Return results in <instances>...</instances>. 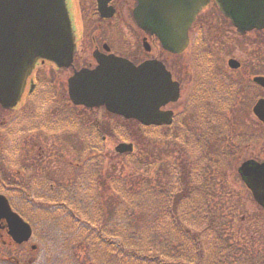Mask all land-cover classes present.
<instances>
[{
    "label": "rangeland",
    "instance_id": "374dc122",
    "mask_svg": "<svg viewBox=\"0 0 264 264\" xmlns=\"http://www.w3.org/2000/svg\"><path fill=\"white\" fill-rule=\"evenodd\" d=\"M200 18L202 21H210L213 25L214 29L211 30L210 27L208 29L209 31L211 30V32L214 33L218 30L220 36L224 37V40L215 39L219 42V45L224 41V43H231L234 47H238L239 49L243 48L241 50L242 52L240 51L241 57H246L245 51L248 49V46H246L245 43L248 42L250 38L248 35L244 37V40L236 39V37L233 36L235 34L231 31V27L227 20L215 8H210L206 15H202ZM107 38L116 49H122L127 41L120 30H114ZM215 45V42H210L209 56H207L205 47L202 46H195L197 49L190 50L184 55L173 57L161 56V59L174 69L181 81V96L178 103L175 105L177 112L172 126L160 128V130L153 127L143 128L141 125L138 126L135 121L124 119L121 116H108L105 114L104 118V113L101 110L98 111L97 117L101 121L100 124L106 119L107 124L109 123L110 134L108 138L110 139L106 138L101 144L100 137L96 135L92 142V144L101 145L99 149H92L93 152H96L95 156L98 154L95 160L96 164L94 165L96 167L94 168L95 172L91 174V179L94 181L97 188L94 189L93 186H90V196L82 199V201L80 200L79 204L76 203V207L67 202L61 195L51 200V202H58L59 205L62 202L68 204L70 211H74L77 216L78 221L76 223L73 224L71 221V212L51 213L52 215L46 216L47 214L44 215L40 213L39 210L29 207L23 200L14 199L16 205L22 208L23 211H21L22 213L24 212V218L38 225L39 229H45L46 227L50 232V230H56L54 225L56 224L58 228L63 225L68 226L69 231H72L78 226L84 227L85 231L89 230V228L92 230L90 237L84 241V247L77 248V246H75L76 248H71L64 245L62 248H67L66 255L59 256V262L67 256L71 259L67 260L69 264H72V262L75 264V261L77 264H149V261H151L150 264H191L187 259L186 253L181 249L182 243L186 246V244L190 242L199 246V249L196 250L198 253L207 256L205 264H209L208 255L215 247L218 258L224 255L225 261L235 263L240 255H242L237 249L240 248V245L244 244L240 242V237L245 232L241 230L238 220H241L242 228H252L251 234L255 233L258 224H261L260 226H263L262 230H264V214L253 201L250 191L241 181L237 172L239 163L246 158L252 156L257 160L264 159V129L255 126L258 122L254 118H250L254 121L251 125L242 124L239 116L235 119L237 107L234 109L233 104H227L225 108V104L223 110V112L225 111L224 117L220 114L222 122L220 127L222 128L224 126L225 129L224 138L220 139L216 136H212V134L209 135L207 140L208 133H206L207 130L202 128L201 119L199 123H197V118L193 115L194 112H188L189 114L185 112V107L190 98V86L202 77L203 66L207 69L205 81H209L210 76L216 77V74H218V71L210 66L222 68L224 64V68L227 70L225 60L227 54L222 48H217ZM80 46H83L82 41H80ZM232 54H234V51ZM87 60L91 61L90 55L89 57L86 55L85 61ZM207 60H210L209 64L208 62L205 64ZM39 70H41V68H39ZM43 73V82L40 85L41 91L40 89L36 91V99L40 96H45L48 101L53 103L49 104L46 110L56 109L60 102H62L60 103L61 105L63 101H66L62 84L65 85L64 79L70 73L67 69L55 73L52 72L51 69L45 70V68L43 69ZM49 82L53 83L54 86L50 87ZM60 88L63 91L62 98H58L61 94ZM241 100L243 102L240 105L247 106L248 102L243 97ZM56 101L60 102L55 103ZM32 108H39V105H34L33 103L31 105V110ZM20 111L25 110L22 109ZM238 111L240 113L242 112L239 109ZM16 112H18V110ZM10 113L12 112H1L0 119L2 117L8 118L13 115V113ZM49 114L50 112L48 111L46 115L48 116ZM203 114L209 115L206 111L205 104L203 105ZM84 115L91 118L88 112H85ZM233 118L235 120L234 122L245 127L242 131L245 134H254L256 131L259 133L261 130L263 140H259L257 143H251V146L249 145L245 148L240 147L239 150H242L240 153L234 152L237 150L232 144L235 145L233 140L237 129L236 126H234ZM214 124L217 125V121ZM184 131L188 133V135L184 134ZM1 133L0 144L5 158L9 162L17 163L19 157L21 158L22 156V152H20L22 150L18 148L14 149L17 146L11 142V137L3 130H1ZM189 133H191V135H189ZM18 137L21 138L20 135H18ZM52 140V137H48V145L53 146L55 142H58V137L56 136L53 142L50 143ZM121 142L131 143L133 145L132 150L121 154L118 153L115 150V146ZM19 143L20 139L18 145ZM39 145H42L41 150L34 146V144L29 145L33 150L29 153L31 154L30 157H36L38 161L42 160L43 167L46 168L49 167L48 165L50 162L52 166L57 164L56 161L53 162L54 159L56 160V157H53L50 162L47 158H44L48 153L45 151L48 149L45 142ZM67 145L68 148L72 147L74 149L68 150L72 151V154L78 155L80 153L82 145L76 132L69 133V141L64 143V146ZM90 146L94 147V145ZM205 146H207L206 150ZM102 147H104L105 151H109L110 155L107 156L101 149ZM55 148L60 149L61 147L57 146ZM200 149L204 152L206 157H203ZM75 151H77L78 154ZM23 154H25V152H23ZM219 156L221 158H218ZM79 157L83 156L79 155ZM79 157L77 158L80 160ZM166 157L169 158V162L165 161V163L162 164V160ZM74 158V156L71 157V159ZM147 159H155L158 162L147 168ZM179 165L180 167L181 165L183 166L181 167L182 170L183 168H188L189 170V172L183 170L181 181L184 185L183 193L185 192L189 195L191 203L188 200L185 203L187 206L190 204L188 209L182 206L177 212V221L180 227L175 226L170 216L163 217L162 213L158 216L156 212L155 224L153 225L155 231L153 234L154 239H151L150 227H140V222L133 219L136 213L140 212L138 208L135 207V211L129 210L127 213V203L130 201L132 194H140L137 189L129 188V185H135V182H137L143 190L151 196L153 202L162 204L164 201L166 202L168 200L167 198H165L164 201L161 199L164 184L168 181L174 182L179 180ZM56 169L57 174L55 173L54 175H52L53 173L50 174L46 172L48 176H51L50 182L55 178H61L62 176L67 177L68 169L64 165L60 164V167ZM100 171H103L104 174L105 172L109 173V176L112 178L111 184L117 185L118 189L119 186L121 187L120 197L124 201V204H118V202L121 201L120 198L114 201L116 202L115 207H117L118 210H122V213L113 217L108 225H103L102 222H100L102 215L100 211H97L95 204V199L99 194L97 190L99 187L96 184V180L99 181L98 177ZM140 172H144L141 179ZM86 177L88 176L86 175ZM80 179L81 177L79 180ZM84 180L86 183L88 182L87 179ZM37 181L43 183V185L46 183L45 178L39 177V174L33 177V182ZM112 185L109 187L110 189L101 191L102 198H105L103 202L107 207L109 206V201L116 199L118 195L112 188ZM206 187L208 188L206 189ZM47 192L48 191H46L45 194ZM131 200H133L132 197ZM153 210L154 208L152 211ZM243 211H245V213H243ZM132 212H134V215H132ZM207 216H215L216 224L220 227L221 236H219L218 242H209L208 240L211 239L210 235L204 238V218ZM48 223L53 224L47 225ZM87 223H90V227H88ZM135 223L138 225L136 226ZM95 229H99L101 233H96ZM85 231L79 232V235H75L76 237L74 236L66 245L77 244L78 241L84 237ZM41 234H44L43 230H41ZM69 234L72 233L70 232ZM185 235L187 237H185ZM192 235L200 236V240L192 241ZM177 237L182 238L180 239V243L176 241ZM152 241L155 243V248L150 246ZM31 242L35 244L38 243L37 240ZM45 244H48V242ZM244 245L249 247L248 244ZM74 249L79 251L78 254L72 255L74 254V251H72ZM45 250H48L47 253L50 255L49 257L53 258L56 256L55 254H50L51 251L48 247ZM18 254L19 252L15 255L18 256ZM56 258L58 257L56 256ZM59 262L55 261L54 264H58ZM44 264L49 263L44 262ZM61 264L66 263L63 262ZM199 264H204L203 258H201ZM210 264H214V262L210 261Z\"/></svg>",
    "mask_w": 264,
    "mask_h": 264
},
{
    "label": "water",
    "instance_id": "95a60500",
    "mask_svg": "<svg viewBox=\"0 0 264 264\" xmlns=\"http://www.w3.org/2000/svg\"><path fill=\"white\" fill-rule=\"evenodd\" d=\"M209 0H151L142 7L152 26L162 31L163 46L170 49L176 37H171V26L185 27L199 9ZM233 3H240L246 24L238 30L264 26V0H216L219 8L237 24L238 12ZM185 20V21H184ZM75 51V37L65 8L64 0H0V104L13 107L23 92L27 77L38 60H49L57 66H69ZM120 65L103 63L95 70L82 69L68 79V92L74 103L87 105L105 103L112 110L134 116L145 124L159 123L156 115L158 104L173 97L169 73L162 67L147 63L132 66L127 61ZM158 71L160 78L148 74ZM140 74V93H139ZM119 82V83H118ZM260 103L255 111L259 112ZM264 121V117H261ZM131 145L121 143L116 150L122 152ZM239 173L251 190L255 200L264 208V162L247 161ZM0 218H5L10 233L18 242L30 235V227L0 196Z\"/></svg>",
    "mask_w": 264,
    "mask_h": 264
},
{
    "label": "flooded vegetation",
    "instance_id": "af4514ba",
    "mask_svg": "<svg viewBox=\"0 0 264 264\" xmlns=\"http://www.w3.org/2000/svg\"><path fill=\"white\" fill-rule=\"evenodd\" d=\"M67 2L70 4V13L73 22L79 23V30L82 28V31L80 30L79 32L78 30L77 36L79 43L80 40L83 42V46L81 47L79 45L77 47L71 67L57 68L56 66H51L57 71H59L58 69H67L69 71L70 74L64 79L65 83L75 69H79L83 66L93 67L95 64V59L93 58L94 54L109 55L113 52L119 56H130L131 59H129L133 63L138 64L148 59H159L161 55H168L172 57L184 55L190 50L197 49V47H194V45H197V41L200 36L204 39L203 46L206 47L207 52H210V42L213 41L216 43L215 46H217V48H222V50L227 54L225 59L227 70H225L224 64L222 65V68L218 66H212L216 68V71H218L216 78L220 80V82L215 87H213L211 92V96L213 97L212 102L215 103L216 113L221 114L224 117V107L220 106L221 104H227V101L231 99L233 108L235 109L237 107L235 119L239 116L240 122L242 124L251 125V123L254 121H252L250 118H254L258 122L255 124V126H259L260 128L264 129V123L260 121L261 119H259L264 117V28L261 30L253 29L244 34H240L236 31L232 23H230L228 19L224 17L231 27V31L235 34L233 36L236 37V39L244 40V37L247 35L250 37L248 42L245 43L246 46H248V49L245 51L246 57L243 58L241 57V50L243 48L239 49L238 47H234V45L231 43H224V41L221 45H219V42L215 39H224V37L220 36L217 29L216 32H211V30L214 28L210 21L207 22L201 20L200 17L205 15L202 13L208 12L209 7H216L212 4L211 6L207 7L208 9L200 12L195 21L192 22L188 27V46L182 52H180V54H174L164 50L154 37L146 34L136 23L134 9L137 4L140 3V0H67ZM210 27L211 30L209 31L208 29ZM195 28L198 33V37L193 39L191 38V34ZM114 30H120L123 36L126 37L127 41L122 49L113 48L112 44L107 38L108 35ZM223 30L225 31L224 27ZM204 33H207L208 37H206ZM140 42L142 47L141 49ZM233 51L234 54H232ZM88 54L91 56L92 61H85V57ZM168 69L170 70L172 79L179 83V90L181 93V81L179 80L178 75L175 74L172 68L170 69V67H168ZM30 85L28 86L29 88L31 87ZM32 85L33 88L31 92L36 88L35 83ZM62 87L64 88L65 93H67L66 86L62 84ZM35 97L36 96H34L32 100H34ZM242 97L248 102L247 106L240 105L243 102L241 100ZM44 98L45 97L41 98L42 101ZM39 100L40 99L36 101ZM177 101L169 104V108H172L171 110L173 112V118L176 117L175 113L177 111L175 105L178 103ZM258 103H260L261 106L259 107V112H256L255 108ZM18 107L21 110H26L23 102ZM75 107L77 109L76 112L73 113L70 125H75L78 119L77 115L80 116L81 107ZM98 109H104V107L101 106ZM238 109L242 112L240 113ZM92 111L93 109H89V114H92ZM94 114H96V112H94ZM221 115H217V136L218 138L223 139L225 135V129L224 126L222 128L220 127L222 124L220 118ZM211 118H213V116H211ZM234 121L235 120L233 118V122ZM7 124H10L11 128L14 130H20L22 136L21 149L24 151L27 150L28 154L33 151L31 146H29V143L34 144V146L38 147L40 150L42 145L39 144L43 142H45L47 147L49 146L47 143L48 134L47 130L45 131L43 119L37 120L34 128H31V122L24 117V114L18 118H9V120L3 118L0 120V125L6 126ZM234 126H236L237 129L233 140L235 145L232 144L237 150L234 152L240 153L242 151L239 150L240 147L245 148L249 145L251 146V143H257L259 140H263L261 130L259 133L256 131L254 134H245L242 132L243 129H245L243 125L234 122ZM95 127L97 130L103 133V130L98 127L96 122ZM105 132L107 133L106 129ZM257 136H259V138ZM34 137L36 139H34ZM103 138H105L104 133ZM30 155L31 154H25L21 158L20 167L18 169H16V167L13 165H0V186L2 185L4 189L11 190V192L18 198L24 196L28 199H34L37 197H43L45 194L43 190V183L33 182V177H35L37 174H39L41 178L44 177L43 171L45 167H43V161H38L32 156L30 157ZM252 158L254 157L251 156L242 160L241 162ZM3 188L2 192L6 194V191ZM3 247H5L7 251L5 252V255L4 251H0V260L18 264L17 257L13 255V250L16 249L17 246L14 244V237L10 233L8 223L4 218L0 219V249H3Z\"/></svg>",
    "mask_w": 264,
    "mask_h": 264
},
{
    "label": "trees",
    "instance_id": "16d2710c",
    "mask_svg": "<svg viewBox=\"0 0 264 264\" xmlns=\"http://www.w3.org/2000/svg\"><path fill=\"white\" fill-rule=\"evenodd\" d=\"M169 158H166V160H168ZM158 161L155 159H147V163H146V167L148 168L149 166H151L152 164L157 163ZM144 175V172H140V179L141 177ZM112 180V179H111ZM111 180L107 181V185L105 183L99 184V194L98 197L95 199V204H96V209L97 211L101 212V219L100 222H102L103 225H108L110 223V221L112 220L113 217L117 216L118 214L120 215L122 213V210H118L117 207H115V203L114 201H116L117 199L120 198L121 201L118 202V204H124L123 199L120 197V189L121 187L117 185H112L111 184ZM129 183V182H128ZM68 184V182H64V185L66 186ZM114 189V191L117 192V197L114 200H110L109 201V206L107 207L106 204H104L103 200L105 198H102V194L101 191L102 190H108L110 189L109 187H111ZM179 185V186H178ZM178 186V187H177ZM126 187V184H125ZM129 188H135L137 189L140 194H132V199L130 197V201L127 203V213L129 210L131 211H135L134 208L137 207L138 210L140 212H137L136 215L133 217L134 220H136L137 222H140V227L141 226H147L150 227L151 229V234H150V238L154 239L153 234H154V229H153V225L155 224V216H156V212L158 213V216L162 213L163 217L165 216H170L171 219L174 221L175 226L180 227V225L178 224V216H177V208L181 205H183L185 202H187L189 200V195L186 194L185 192L183 193V189H184V185L182 184V182H171L169 184V186H166L165 188V195L163 197V201L165 198H167L168 200L165 202H163L162 204H159L157 202V204L155 202H153L151 196L149 194H147L145 192V190H143V188L137 183L135 182V185H129ZM208 187H206L207 189ZM203 189V188H202ZM71 186L66 188V191L68 193V198L66 199L67 202L71 203L73 206L76 207V199H79L80 197H82L84 195V193L86 192V189L81 186L78 190V194L75 196L71 193ZM161 190V187H160ZM183 193V194H182ZM119 196V197H118ZM156 196V195H155ZM86 197H82L80 200L82 201V199H84ZM21 200H23L24 202H26L28 204V206H31L33 208L36 209H40L41 207L40 205V200L39 198L37 199H28V198H19ZM79 200V202H80ZM56 202V201H55ZM156 205V206H155ZM170 206L169 208H167L166 206ZM141 207V209H140ZM154 208V210L152 211V209ZM188 209V208H187ZM55 210L59 211V212H71L70 218L71 221L74 223H76L78 221L77 216L75 215L74 211H70L68 204L66 203H61L60 205L56 202L55 205ZM243 210V209H242ZM243 213H245V211H243ZM49 214L52 215L49 211ZM81 214H85V213H81ZM132 215H134V212H132ZM189 216V215H188ZM132 219V221H133ZM205 221V227H204V238H206L207 236H211V239H209V242H218L219 241V236H221L220 230L216 224V218L215 216H207L204 218ZM88 227H90V223H87ZM136 226L138 225L137 223H135ZM238 224L241 228V230L245 231L244 234L240 237V242L244 243V244H248L249 247L245 246L244 244L240 245V248H238L237 250L241 252L242 255H240L239 259H237V262L233 263V262H227L225 261L224 255H222L221 257L218 258V253H216V247L214 248V250L208 255V260H209V264L210 261L214 262V264H264V230H262L263 226H260L261 224H258L256 227V231L254 234H251V227L246 229V228H242L241 227V220H238ZM243 226V225H242ZM82 229V231H81ZM61 231V229H60ZM85 228L84 227H77L75 229V231L73 232V235H76L79 232H84ZM95 232L100 234L101 231L99 229H95ZM60 234L63 233H58L55 229L54 230H50L49 233H46V238H48L47 240L50 243V247L53 246L54 250H59L62 251L64 250L62 247L64 246V240L61 237ZM92 234V230L89 228V230L85 231V235L84 237L78 241L77 244H73L74 246L77 247H82L84 246V241L90 237V235ZM185 237H187L185 235ZM239 238V237H238ZM180 237H177V242H181L180 241ZM192 241H196V240H200V236H195L192 235ZM207 241V242H208ZM189 244H186V246H184V244L182 243L181 245V249L186 253L187 259L191 264H199L201 258L204 259V264L206 263L207 260V256L205 254H200L198 253L196 250L199 249V246H196L195 244H192L190 242H188ZM254 245V246H253ZM153 248H155V243L154 241L151 242V245ZM180 247V246H179ZM76 248V247H75ZM66 249V248H65ZM1 251V249H0ZM188 254H187V252ZM231 252V251H229ZM42 256V257H41ZM47 255L46 253H42L38 259L36 261L38 262H34L33 264H44V262L40 261L43 258H46ZM56 256L51 258L52 260H49L48 263L52 264L55 260ZM151 263V261H149V264ZM74 264V263H73ZM75 264H77V262L75 261Z\"/></svg>",
    "mask_w": 264,
    "mask_h": 264
}]
</instances>
